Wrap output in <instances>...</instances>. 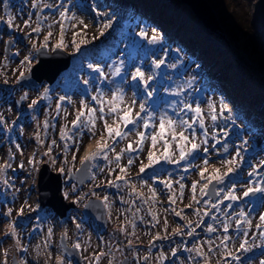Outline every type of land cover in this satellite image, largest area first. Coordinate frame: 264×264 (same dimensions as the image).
Wrapping results in <instances>:
<instances>
[{
	"label": "rangeland",
	"instance_id": "374dc122",
	"mask_svg": "<svg viewBox=\"0 0 264 264\" xmlns=\"http://www.w3.org/2000/svg\"><path fill=\"white\" fill-rule=\"evenodd\" d=\"M208 2L223 31L210 30L179 0H0V264H10L13 257L16 264H121L128 243L140 264H145L143 259L146 264H264V192L243 195L249 187H264V71L259 72L249 36L233 34L239 22L230 17L250 16L264 42V0ZM151 6L164 16L156 18L154 11L153 17L141 15L150 13ZM181 33L193 36V43L179 39ZM154 34L159 39L151 42ZM8 39L10 53L5 51ZM126 41L137 47L135 58L125 52ZM41 44L49 51L58 44L69 51V68L50 86L45 81L19 84L18 77L36 62ZM141 53L146 60L140 59ZM160 60L164 63L156 68L153 61ZM137 68L145 79L153 76L147 85L137 82L140 96L132 87ZM206 76L212 84L204 86ZM113 92L123 93V102L116 104L119 115L131 105L135 119L144 104L140 115L150 114V127L144 128L140 119L124 129L123 138H109L105 122L123 128L117 113L108 111ZM185 104L199 105L201 115L196 117ZM89 108L95 110L94 128ZM81 112L85 115L74 127L72 121ZM162 115L192 124L176 128L188 137L184 143L165 130L168 159L163 158L164 140L154 147L151 143ZM141 131L146 138L137 148ZM101 140L110 147L106 157L91 161L86 182L79 186L67 180ZM193 142L198 149L180 159L177 144L187 152ZM88 144L92 151L84 155ZM129 144L134 151H122ZM149 152L156 162L141 172L149 164ZM233 158L235 164L224 163ZM42 162L62 173L64 198L75 202L62 218L51 207L40 208L36 180ZM229 167L234 170L223 182L211 179L215 170L223 175ZM210 181L216 182L214 199L205 197ZM229 194L237 199H226ZM90 197L103 202L109 220L105 228L82 213ZM177 213L178 222L173 219ZM188 235L191 240L185 244ZM63 241L79 245V263L64 252Z\"/></svg>",
	"mask_w": 264,
	"mask_h": 264
},
{
	"label": "water",
	"instance_id": "95a60500",
	"mask_svg": "<svg viewBox=\"0 0 264 264\" xmlns=\"http://www.w3.org/2000/svg\"><path fill=\"white\" fill-rule=\"evenodd\" d=\"M185 5L192 8L193 12L203 21L206 27L217 32L223 31L219 19L217 18L212 6L208 0H180ZM10 41L6 43V51H9ZM39 60L35 63L30 71L18 80L21 84H39L43 79H46L49 84H52L57 75L63 69L69 66L70 53L61 47H56L49 53L45 45L40 46ZM22 99V97H21ZM90 162L81 163L75 172H71L68 176L70 180H76L79 185H82L90 176ZM151 169L148 167L146 170ZM215 185L216 182L212 181L208 186L207 195L215 198ZM38 199L41 207L51 206L54 211L63 217L66 211L75 206L73 201L67 202L61 193L62 189V175L60 172H54L48 163H43L39 169L37 177ZM83 212L86 216H92L94 220L98 221L104 227L108 219L105 216V207L99 198L90 197L83 207ZM69 254L75 255L77 261L80 260L78 251L75 247L65 246ZM11 264H16L15 257L12 259ZM122 264H131L130 257H125Z\"/></svg>",
	"mask_w": 264,
	"mask_h": 264
},
{
	"label": "snow or ice",
	"instance_id": "6c2138e0",
	"mask_svg": "<svg viewBox=\"0 0 264 264\" xmlns=\"http://www.w3.org/2000/svg\"><path fill=\"white\" fill-rule=\"evenodd\" d=\"M33 6L35 7V3L33 4ZM61 15H65V13H61ZM10 23V22H9ZM27 21L25 22V24L27 25ZM82 23V21H81ZM105 27H107V25H105ZM34 31H39V28L37 29H34ZM140 35H144L143 32L140 33ZM159 38L154 34L153 37H152V41L151 42H155L157 41ZM10 43V42H9ZM60 45L58 44L57 47H59ZM37 51H39V49H37ZM29 57H25V60H28ZM164 63L163 60H160V61H153V64L156 68H159L162 64ZM89 67L91 68L92 65H89ZM96 71H99V68H96L95 69ZM120 72V69L117 68L116 69V73L115 74H119ZM23 76V74H21ZM101 75H103V73H101ZM153 79V76L151 75H148L147 76V79H145V72L142 71L140 68H137L135 70V72L133 73L132 75V80L133 81H136V80H139L141 83L147 85L149 81H151ZM47 91V90H46ZM149 96L152 95L151 92L148 93ZM61 99L63 100L64 98L61 97ZM97 97H93V100H96ZM117 102H120L122 103L123 102V93L122 92H113V95H112V99L111 101H109L110 103V107L108 109L109 113H117L118 117H119V120L122 122L123 124V128L121 127H110L108 126V124L105 122V132L107 133L108 137L115 140L117 137L119 138H123L124 136L127 135V132L124 131V129L128 128L129 125L131 124H135L137 123L140 119H143V127L144 128H148L150 127V124H149V120L151 119V116L149 114V117L148 118H142L140 113L142 112H145V105L144 104H140V112L136 113L135 114V119L133 118V116L131 115V105L128 106L127 108L124 109V114L123 115H119V113L117 112V107H116V104ZM135 99H133L132 101V105L135 104ZM36 101H33V104H35ZM81 106L82 107H86L84 105V102L81 101ZM59 107V105H58ZM209 107L211 108V104L209 105ZM184 108L194 112L196 114V117H199L201 115V109L199 107V105H197L195 108H192L191 104H185L184 105ZM226 109V106L222 105L221 107V112H223L224 110ZM184 109H181V111H183ZM94 109H91L89 108L87 110V116H88V120L89 122L91 123L92 125V128L95 127V117H94ZM99 111L101 112V116H100V119L103 120L104 119V116H103V113H104V108L101 107L99 109ZM85 113L81 112L77 118L75 120L72 121V124L73 126H77L78 125V122L80 121V118L82 116H84ZM178 115V114H177ZM196 117H193V120L196 119ZM211 119L213 121H215L217 119L216 115L215 114H212L211 115ZM200 125L201 127H203V120H200ZM181 127V129H183L184 127H187V128H191L192 127V124L189 123L187 120H174L173 118L167 116V115H162L159 117V131L157 133H155L154 135L151 136V143H152V146L154 147L156 144H157V141L158 140H164V137H165V130L167 129V132L170 133L172 135V139L173 140H176L177 139V135L179 136V141L181 143H184V142H188V137L184 135L183 133V130H181L179 133L176 132V128L177 127ZM91 130V129H90ZM225 135H227V133H225ZM137 141H136V146L137 148H140L142 146V143L144 141V139L146 138L145 137V133L143 131L141 132H138L137 133ZM195 139V135L193 134V140ZM204 143H206V141H204ZM110 146L108 145V143L104 140H101V141H98L97 142V147H96V151L92 152L90 155L86 156L84 158V160L82 161V164L83 163H86V162H90L92 160H95L96 158H98L101 154H104L105 157H106V152H105V149H108ZM164 155H163V158L164 159H168V149H169V143L167 140H164ZM177 147L179 148V152H180V159H186L188 156H191L199 147L198 144L196 143H192L191 144V148L187 150V152L185 151V148L184 147H181L180 144H177ZM225 152H227V146H225ZM122 151H134V149L132 148V145L129 144L128 146V149L126 150H122ZM205 152H207V148L204 149ZM237 156H239V153H237ZM117 160L120 159V156L117 155L116 157ZM148 159H149V164L148 165H145L143 167H141L140 171L141 172H144L145 171V168L146 167H150L153 163L156 162V157L151 153L149 152V156H148ZM129 165H131L133 163V161L131 159H129L128 161ZM205 164L208 163L207 160L204 161ZM225 164H235L236 163V160L235 158H233V160L231 161H224ZM234 169L229 167L228 168V171L225 172L223 175L219 174V171L218 170H215L214 172V175L211 177L212 180H215L217 181L218 183L220 182H223V178L224 176H227L229 173H231ZM121 171H124V169H121ZM201 175H203V173H201ZM249 175L251 176L252 173H249ZM181 187H183V185H181ZM193 188H195V185H193ZM205 188H207V185H205ZM202 191V194L204 193V189L201 190ZM254 192H264V187H249L244 193L243 195L245 197L249 196L250 194L254 193ZM226 199H237L236 196L232 195V194H229L228 197H226ZM177 215H179V213H177ZM244 213L242 212L241 213V216H243ZM260 220L261 221H264V214H261L260 216ZM209 231H212V229H209ZM225 231H227V226H225ZM11 234L12 235H15V228L14 226H11ZM261 235L264 236V232H261ZM225 239H227V237H225ZM75 247H79V245H75ZM241 249H244L245 248V244L244 243H241L240 245Z\"/></svg>",
	"mask_w": 264,
	"mask_h": 264
},
{
	"label": "trees",
	"instance_id": "16d2710c",
	"mask_svg": "<svg viewBox=\"0 0 264 264\" xmlns=\"http://www.w3.org/2000/svg\"><path fill=\"white\" fill-rule=\"evenodd\" d=\"M186 7L185 5H183ZM247 16V15H246ZM237 18V22H239V26H235V28H232L233 34H237L238 32H242L244 36H249L251 40V49L253 53L258 54V64L260 66V71H264V42L261 39L260 35L258 34V31L256 29V26L254 23L248 22L244 15L242 16L241 13L234 14L233 16H230ZM258 72V73H259Z\"/></svg>",
	"mask_w": 264,
	"mask_h": 264
},
{
	"label": "bare ground",
	"instance_id": "6f19581e",
	"mask_svg": "<svg viewBox=\"0 0 264 264\" xmlns=\"http://www.w3.org/2000/svg\"><path fill=\"white\" fill-rule=\"evenodd\" d=\"M190 7V6H189ZM190 9H191V11L193 12V10H192V8L190 7ZM194 13V12H193ZM195 14V13H194ZM196 15V14H195ZM196 17L198 18V19H200L197 15H196ZM248 22H251V23H253L252 21H249V19H250V16H246V18H245ZM183 35H185V33L183 34ZM183 40H185V39H183ZM208 68V67H207ZM206 68V69H207ZM216 73H218V72H216ZM92 147H93V145L92 144H88V146L86 147V149H85V151L83 152L84 153V155H87L90 151H92Z\"/></svg>",
	"mask_w": 264,
	"mask_h": 264
},
{
	"label": "flooded vegetation",
	"instance_id": "af4514ba",
	"mask_svg": "<svg viewBox=\"0 0 264 264\" xmlns=\"http://www.w3.org/2000/svg\"><path fill=\"white\" fill-rule=\"evenodd\" d=\"M128 246H130V247H129L128 251H126V248H127ZM133 247H134V245L131 244V243H129V244H126V245H125L124 250H125L126 252H129V253H130V250H132ZM133 258L135 259V264H140V263H139V260L136 258V255L133 254ZM142 263H145V264H146V262H145L144 259H143ZM205 264H210V263L206 262Z\"/></svg>",
	"mask_w": 264,
	"mask_h": 264
}]
</instances>
